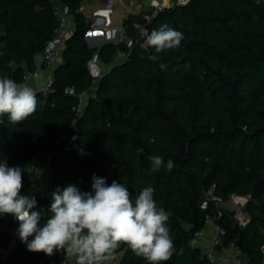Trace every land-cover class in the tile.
<instances>
[{"label":"trees","instance_id":"trees-1","mask_svg":"<svg viewBox=\"0 0 264 264\" xmlns=\"http://www.w3.org/2000/svg\"><path fill=\"white\" fill-rule=\"evenodd\" d=\"M85 1L0 0V77L18 83L34 72L54 36L56 6L66 7L72 20L49 90L35 92V113L20 124L2 118L0 160L22 169L31 159L48 160L52 192L70 183L91 191L93 175L109 185L153 187L157 205L169 213L177 253L183 249L164 264H211L190 245L204 227L206 190L213 186L222 200L248 196L245 226L227 211L218 220L222 244L233 243L246 264H264V0H172L155 13L149 7L128 14L122 27L130 48L123 41L88 47L90 23L80 10ZM163 24L184 40L156 53L146 38ZM95 52L109 66L96 83L87 69ZM118 52L125 58L116 62ZM93 85L78 111L77 95ZM66 88L75 96L64 94ZM152 155L172 160V171L152 172ZM21 194L35 196L43 223L51 196L32 194L25 170ZM11 217L0 216V248L14 241L2 264H49L47 255L28 251L9 232ZM115 252L121 253L118 264H147L126 244Z\"/></svg>","mask_w":264,"mask_h":264},{"label":"clouds","instance_id":"clouds-1","mask_svg":"<svg viewBox=\"0 0 264 264\" xmlns=\"http://www.w3.org/2000/svg\"><path fill=\"white\" fill-rule=\"evenodd\" d=\"M183 40L182 32L163 24L151 31L146 43L162 53L179 48ZM37 104L32 87L0 77V124L5 115L11 124L22 123L35 113ZM148 160L154 173L171 172L174 167L172 160L165 161L160 155ZM23 173L21 167L0 160V216L11 215L18 221L16 231L28 251L47 256L63 251L75 258V264H110L122 243L147 264H164L174 254L183 253L182 248L177 253L167 225L169 213L157 205L153 187L136 189L133 196L121 182L113 180L109 185L95 175L91 191H81L72 183L63 189L57 186L51 193L50 215L42 223L44 214L36 210L35 196L21 194Z\"/></svg>","mask_w":264,"mask_h":264},{"label":"built area","instance_id":"built-area-1","mask_svg":"<svg viewBox=\"0 0 264 264\" xmlns=\"http://www.w3.org/2000/svg\"><path fill=\"white\" fill-rule=\"evenodd\" d=\"M110 0L106 1V8L98 10L92 14V17H86L90 23V29L85 35V41L95 40L99 36L109 31V11H110ZM150 6L153 8V12H157L161 9V4L158 1H151ZM57 17V26L54 29L53 38L47 43L44 52L40 55L39 61L36 60V68L34 72L27 73L24 76L23 83L27 85L29 81H36L39 79L43 69L52 70L61 60L63 47L65 41L72 33L71 16L68 14L66 7H59L55 9ZM102 15V17H101ZM140 35H145V29L139 27ZM108 37V40L106 38ZM103 42L113 43L112 37H102ZM125 42L126 47L130 48L132 40L127 39L122 33V38L116 40L119 42ZM93 47V46H92ZM125 58V54L118 52L115 57V61L119 62ZM87 69L96 83L97 80L102 76L103 71L100 64L98 53L95 52L87 62ZM94 83V84H95ZM51 85V79H46L39 87H33L35 92L45 93L49 90ZM87 92H82L77 95L79 111L82 104L84 103ZM64 94L75 96L73 88H66ZM23 169L26 172L27 180L29 184V191L32 194H42L44 196H51L50 184L48 183V160L39 161L31 159L23 165ZM214 187H210L203 194V200L200 203V209L205 211L204 215V227L196 231L190 240V245L202 250V255L211 264H246V258L238 251L233 243L227 245L222 244L223 229L218 224V220L222 217V213L227 211L232 214V218L235 223L241 227L245 226L248 222V215L245 212V205L248 201V196H240L231 194L227 200L214 196ZM13 221V228L9 229V232L18 236L17 228L19 226L18 221L11 217ZM207 228L210 229L207 243H201V238L206 236ZM19 237V236H18Z\"/></svg>","mask_w":264,"mask_h":264},{"label":"rangeland","instance_id":"rangeland-1","mask_svg":"<svg viewBox=\"0 0 264 264\" xmlns=\"http://www.w3.org/2000/svg\"><path fill=\"white\" fill-rule=\"evenodd\" d=\"M106 1H104V8H106ZM110 7L114 11L113 12V19H117V17H120V19H123L128 14H140L143 10H147L152 8L150 6L151 1L153 0H110ZM158 1L159 4H161V8L168 7L172 4V0H155ZM179 3H182V0L178 1ZM60 6L57 5L56 8H59ZM88 6L84 5L83 12L85 16L92 17L93 13L87 14ZM153 9V8H152ZM95 13V12H94ZM119 15V16H118ZM93 86L90 91L86 93L85 100L87 97L93 92L94 90ZM84 100V101H85ZM10 243V242H9ZM7 248L3 249L2 252H0V263L3 262V258L5 257L7 251L11 248L9 246ZM56 258H53L52 256H48V263L49 264H75V258L71 256H67L63 251L56 252ZM121 256V253L114 252V258L110 261V264H118L119 258Z\"/></svg>","mask_w":264,"mask_h":264},{"label":"crops","instance_id":"crops-1","mask_svg":"<svg viewBox=\"0 0 264 264\" xmlns=\"http://www.w3.org/2000/svg\"><path fill=\"white\" fill-rule=\"evenodd\" d=\"M84 5H87L88 6L89 9L87 11V14H89V13L97 12L98 10H102L103 7H104V1H96V0H88V1H85L82 4V6H81V9H80L81 12H83ZM113 12L114 11L112 9H110L109 14H108V16H109L108 17L109 18V25H108L109 31L107 33H104V36L101 35V36H99V38H97V39H95L93 41L92 40L91 41L90 40H88V41L86 40L85 42L87 43V45H88L89 48H99L101 45H103L105 43L102 40V37H105V36L112 37V39H113L112 42L113 43H116V40H119L120 38H122V33H123L122 20L126 16L123 19H120V17H117V19H113V17H112ZM101 17H102V15H101ZM106 40H108V37L106 38ZM39 59H40V55H38L36 57V60L37 61H39ZM100 64H101V67H102V71L103 72L104 71H107L109 69V66L108 65H105L102 62H100ZM35 68H36V61H35ZM52 73H53V70L43 69L42 72H41V75H40L39 79H37L36 81L35 80L34 81H29V83H27V85L30 86V87H32V88L33 87H37V86L39 87L46 79H49V78L52 79V75H53ZM93 86H95V85H93ZM94 90H95V87H94ZM94 90H93V92L91 94L94 93ZM209 232H210V229L207 228V234H206V236H204V237L201 238V243H207L208 236H209ZM13 245H14V243L12 245L9 243V246L11 248L13 247ZM0 252H2V248H0ZM7 254H8V251H7L6 255H5V257L7 256ZM0 264H2V263H0Z\"/></svg>","mask_w":264,"mask_h":264},{"label":"water","instance_id":"water-1","mask_svg":"<svg viewBox=\"0 0 264 264\" xmlns=\"http://www.w3.org/2000/svg\"><path fill=\"white\" fill-rule=\"evenodd\" d=\"M136 189H138V188H136V187H130V188H129V190H130V191H133L134 193H135ZM13 243H14V241L11 240V241H10V244L12 245ZM202 257L205 258V255L203 254Z\"/></svg>","mask_w":264,"mask_h":264}]
</instances>
